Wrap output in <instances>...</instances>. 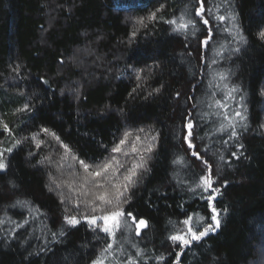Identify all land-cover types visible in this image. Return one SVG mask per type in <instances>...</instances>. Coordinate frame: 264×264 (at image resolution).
<instances>
[{"label":"trees","instance_id":"1","mask_svg":"<svg viewBox=\"0 0 264 264\" xmlns=\"http://www.w3.org/2000/svg\"><path fill=\"white\" fill-rule=\"evenodd\" d=\"M200 6L201 0H0V149L21 141L4 152L0 170V264H92L108 244L112 264H253L264 255V40L258 36L264 0H203L207 25L195 16ZM189 20L195 24L174 31ZM232 88L238 91L225 100ZM218 100L228 107H217ZM189 120L192 148L183 139ZM125 131L132 133L124 146L129 155L115 154L124 169L108 174L111 183H122L140 156L147 171L137 170L123 221L109 237L100 221L98 227L83 219L96 215L82 202L93 197L81 194L87 173L71 157L95 166L113 155ZM137 135V147L151 143V153H131ZM43 157L51 162L39 163ZM208 166L219 189L220 226L182 251L168 238L187 229L184 219L191 216L199 230L211 223L212 193L197 187ZM95 184L89 177L85 189L104 190ZM66 215L80 222L69 225ZM131 218L146 220L140 236Z\"/></svg>","mask_w":264,"mask_h":264},{"label":"snow or ice","instance_id":"2","mask_svg":"<svg viewBox=\"0 0 264 264\" xmlns=\"http://www.w3.org/2000/svg\"><path fill=\"white\" fill-rule=\"evenodd\" d=\"M159 11V9L157 10ZM204 12V6H203V0H201V6L199 8L195 9V16L200 17L202 19V22L204 25H207L209 21L207 19H203V14ZM156 19V13H151L148 16L149 22L154 21ZM183 19V18H181ZM218 19L220 21H224L225 17L224 16H219ZM139 23L142 26L144 25L143 19L139 21ZM169 24L175 23V21H168ZM188 24H195L194 21L189 20L187 23H181L179 24L174 31H180L181 29H184L188 26ZM211 31V30H209ZM239 36V33L237 32L236 34ZM136 36V32H132V37L134 38ZM258 36L260 39L264 40V30H261L258 33ZM242 40L243 37H240ZM202 43L207 44V40L202 41ZM237 51L239 49H236ZM139 79V75L137 77ZM225 77L223 74H221V79H224ZM135 91V89L133 90ZM158 91V90H157ZM238 91L236 88H232L228 91L227 96L225 97V100L228 98H232L233 93ZM217 107H228L226 103H221V101H216ZM28 110V105L24 106V109L21 111ZM234 116L238 117L241 121L245 119V117L242 115L241 111L236 110L234 112ZM225 120L228 121L227 127L232 128V136L235 137L237 136V133L235 131V123L232 120H229L228 116L225 115ZM185 127L188 129V135L184 136L183 139L184 141L188 142V147L192 148L194 145L191 143L190 138L193 136V129H194V124L191 120L188 121V123L185 125ZM264 127V125H262ZM3 129L5 132H8V125L3 124ZM220 131H225L226 126L222 125L221 128L219 129ZM139 131H143V129H140ZM40 132L49 134L50 130L46 128H41ZM56 141L60 144L62 148H64L65 152L68 153L71 150L69 149L68 145L64 144L56 134L50 133ZM39 133L33 134L32 139L34 141L37 140ZM132 136L131 131H125L123 133V137L119 140L118 143L114 145V147L111 149V155L110 158H106L104 161L95 164V166L90 165L89 163L85 162L84 160H79L77 156L72 155L71 159L73 162L78 161L79 165L81 168H83L84 172L87 173V176L84 178V183L80 185L81 189H84V191L81 193L83 196L87 197L88 195H92L93 199H86L82 201L84 204L91 206V210L93 212H96L99 210L102 215H92L90 217L85 216L83 217L84 220H86L88 223L92 225H98V221L102 220L103 221V227L100 228V231H102L105 234H108L109 237L113 236L114 229L119 227V218L124 215V211L122 208L123 204H127L130 197L128 196V192L130 191L131 188H134L137 181V176H138V169H143L144 171H147V160L143 157L140 156V162L137 163L135 160L132 161V167L127 169L126 174H123V179L122 183L115 184L111 183L109 173L113 177H118L121 173L122 170L124 169V163H122L118 158L117 155L115 154H120L123 152V155L128 156L129 153L124 150V146L129 142V138ZM27 139V137L25 138ZM152 140L155 139V137H151ZM137 142H141V137L137 135L135 137V140L132 141V147L130 149L131 153L136 154V153H141V152H148L151 153L153 150L154 145L149 143L146 148H138L137 147ZM44 141H37L36 146L39 148L41 144H43ZM21 144L20 140L15 141V145L13 147H8L7 149H0V170H3L6 168V165L4 163V152L11 153L14 150L15 146H18ZM193 156H195L197 159H202L197 152L192 153ZM236 154L233 153V156ZM62 159H67V157H62ZM50 161V157H43L39 163H44V161ZM181 159H178L177 161H174V163H181ZM204 164L207 165V161H204ZM71 167V165H69ZM93 167L95 170H93ZM209 167V173L206 175H203L200 177V182L197 185L198 188L203 189L204 192H209L211 191V195H208L206 197L207 204H208V209L211 212L210 220L211 223H208L206 227H204L202 230L196 229L194 225L191 223L192 222V217L188 216L187 219L183 220V224L188 226L186 231H184L182 234H173L170 235L168 239L171 240L173 244H178L181 247V250L183 251L184 248L189 247L190 245L193 244V242H199L202 241L203 238L207 237L210 233L215 232L219 226H220V219H219V212L214 206V201L216 200V196L219 193V189L213 187V179L211 175V166ZM91 177L94 180H96L95 187L96 189H101L103 188V191H92L89 192V190L85 189V184L88 182V178ZM98 178H103L104 180L108 181L111 183V189L105 186V184H102L99 182ZM51 179V177H50ZM57 188L60 187L59 184L56 185ZM71 188V185H69ZM51 191V189H49ZM61 202H64V197L61 196ZM18 204H25L26 202L18 201ZM77 205L81 203V201L76 202ZM128 216H132L131 212L127 213ZM204 217L201 216L199 217V221H204ZM64 220L67 224L75 226L78 224L80 221L77 220L76 217H71V216H65ZM198 221V222H199ZM0 223H3V221H0ZM147 226V222L144 219H140L138 223L136 224V229H137V234H140V229L145 228ZM53 237L56 236V233H52ZM60 235L63 236L64 233L63 231L60 232ZM112 248L111 244H108L106 248L102 249V252L109 253ZM177 261L181 257V253L177 252ZM105 259L106 257H102L99 254L97 255L96 259L92 261V264H105ZM158 259H162V257H158ZM128 264H132L131 261L128 262Z\"/></svg>","mask_w":264,"mask_h":264},{"label":"rangeland","instance_id":"3","mask_svg":"<svg viewBox=\"0 0 264 264\" xmlns=\"http://www.w3.org/2000/svg\"><path fill=\"white\" fill-rule=\"evenodd\" d=\"M263 107H264V103H263ZM53 188H55V186L54 185H51ZM59 190V189H58ZM60 194H63V191L60 189ZM59 194V195H60ZM67 202H68V200H67ZM95 214L97 215V216H99V215H102V213L100 212V211H97V212H95ZM92 216V215H91ZM123 221V218H122V216L119 218V225H120V222H122ZM100 222H101V226L103 227V221L102 220H100ZM118 228V227H117ZM117 228H115V229H117ZM114 229V230H115ZM186 231V230H185ZM184 232V231H183ZM182 232V233H183ZM259 248V247H258ZM102 257H106V259H105V264H112L111 262H110V257H111V255H108V254H103V255H101ZM110 262V263H109ZM253 264H264V255L263 254H261L260 253V257H259V259L258 260H256L255 261V263H253Z\"/></svg>","mask_w":264,"mask_h":264},{"label":"water","instance_id":"4","mask_svg":"<svg viewBox=\"0 0 264 264\" xmlns=\"http://www.w3.org/2000/svg\"><path fill=\"white\" fill-rule=\"evenodd\" d=\"M139 220L135 221L134 218H131V222L133 223L134 228H135V234H136V236H140L141 235V232L147 228V226L145 228H141L140 229V234L138 235L137 234V229H136V224L138 223Z\"/></svg>","mask_w":264,"mask_h":264}]
</instances>
